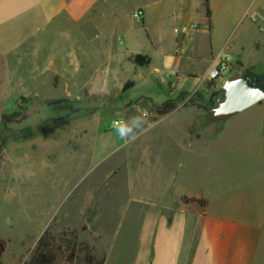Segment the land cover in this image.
Segmentation results:
<instances>
[{"label": "rangeland", "instance_id": "1", "mask_svg": "<svg viewBox=\"0 0 264 264\" xmlns=\"http://www.w3.org/2000/svg\"><path fill=\"white\" fill-rule=\"evenodd\" d=\"M95 26L92 15L61 23L43 47L41 63L49 57L62 62L67 53L72 61L94 56L101 62L108 41ZM21 54L0 58V117L26 115L11 124L0 118L2 264L29 262L46 229L56 236L75 232L93 247L96 262L126 240L130 264L146 218L160 216L179 195L180 205L186 195L198 196L220 205L224 216L260 229L253 264H264V101L216 117L213 108L224 92L208 82L202 98L183 95L176 110L160 116L131 98L138 89L104 93L90 66L76 82L70 75L39 74L26 48ZM225 74L240 76L233 68ZM61 98L70 102L47 103ZM133 117L145 123L129 142L113 121ZM28 132L33 136H21ZM84 255L79 252V260Z\"/></svg>", "mask_w": 264, "mask_h": 264}, {"label": "crops", "instance_id": "2", "mask_svg": "<svg viewBox=\"0 0 264 264\" xmlns=\"http://www.w3.org/2000/svg\"><path fill=\"white\" fill-rule=\"evenodd\" d=\"M209 8L210 18L204 0H0V58L21 59L26 48L39 74L58 73L65 80L70 75L76 82L90 66L104 93L138 89L131 98L141 99L146 108L160 107L168 99L207 92L206 75L221 60L234 74L264 71V0H209ZM89 15L96 35L108 41L102 61L93 62L94 56L72 61L67 53L62 62L49 57L41 63L52 31ZM137 55L145 57L144 64L134 61ZM230 77L224 74L215 88ZM179 196L160 216L146 218L130 264H253L260 229L224 216L208 199L204 206L186 199L180 205ZM124 242L105 264L112 258L126 264Z\"/></svg>", "mask_w": 264, "mask_h": 264}, {"label": "trees", "instance_id": "3", "mask_svg": "<svg viewBox=\"0 0 264 264\" xmlns=\"http://www.w3.org/2000/svg\"><path fill=\"white\" fill-rule=\"evenodd\" d=\"M207 17L210 18L211 12L209 8V0H204ZM134 61L138 64H144L145 57L137 55L134 57ZM247 73L252 75L259 82L264 84V71L257 74L251 70H246ZM132 82H128L124 86V90L131 86ZM196 97L202 98V94L197 92ZM70 101L66 98L50 100L49 106H62ZM194 103V100H190ZM177 100L168 99L162 106L155 107L154 111L160 116H165L172 113L177 108ZM198 108L207 107L205 105L197 104ZM1 121L4 124L19 123L26 119V115L20 111H12L1 115ZM34 132H28L22 134L24 138L33 136ZM190 201L199 202L201 205H205L206 201L198 198L188 199ZM85 230V227L83 228ZM75 232L63 231V235L56 236L49 229H46L41 237L38 239L36 247L34 249L32 258L26 264H105L106 257L101 258L96 262V257L93 253V247H91L85 240H80ZM7 242L3 238H0V264L1 259L6 251ZM79 252H85L83 260H79Z\"/></svg>", "mask_w": 264, "mask_h": 264}, {"label": "water", "instance_id": "4", "mask_svg": "<svg viewBox=\"0 0 264 264\" xmlns=\"http://www.w3.org/2000/svg\"><path fill=\"white\" fill-rule=\"evenodd\" d=\"M222 89L224 97L213 108L216 117L231 116L264 101V84L247 72L226 80Z\"/></svg>", "mask_w": 264, "mask_h": 264}, {"label": "clouds", "instance_id": "5", "mask_svg": "<svg viewBox=\"0 0 264 264\" xmlns=\"http://www.w3.org/2000/svg\"><path fill=\"white\" fill-rule=\"evenodd\" d=\"M145 121L140 117H133L129 121L116 120L113 123L114 130L121 139L129 142L135 138V130L139 129Z\"/></svg>", "mask_w": 264, "mask_h": 264}, {"label": "built area", "instance_id": "6", "mask_svg": "<svg viewBox=\"0 0 264 264\" xmlns=\"http://www.w3.org/2000/svg\"><path fill=\"white\" fill-rule=\"evenodd\" d=\"M135 17H139V13L135 14ZM253 20H256L255 17H252ZM192 28H197V25H192ZM261 31L264 33V26H261ZM230 69V65L227 60H221L217 64H215L211 69L208 71L206 75V79L209 82H215L223 77V75ZM144 116H147V113H144ZM122 120V119H116ZM114 120V121H116ZM113 121V123H114Z\"/></svg>", "mask_w": 264, "mask_h": 264}]
</instances>
